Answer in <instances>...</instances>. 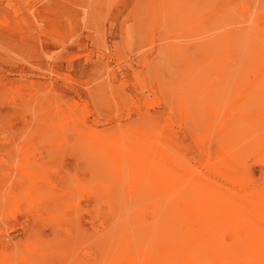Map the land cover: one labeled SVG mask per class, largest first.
Segmentation results:
<instances>
[{
    "label": "rangeland",
    "instance_id": "obj_1",
    "mask_svg": "<svg viewBox=\"0 0 264 264\" xmlns=\"http://www.w3.org/2000/svg\"><path fill=\"white\" fill-rule=\"evenodd\" d=\"M259 43L264 0H0V264H110L125 242L168 241L156 197L119 183L86 130L204 176L228 152L244 192L264 188Z\"/></svg>",
    "mask_w": 264,
    "mask_h": 264
},
{
    "label": "bare ground",
    "instance_id": "obj_2",
    "mask_svg": "<svg viewBox=\"0 0 264 264\" xmlns=\"http://www.w3.org/2000/svg\"><path fill=\"white\" fill-rule=\"evenodd\" d=\"M171 17L173 16L171 15ZM5 24L7 25V23ZM218 29H220V27ZM223 30L225 31V28ZM230 32L228 34H230ZM224 33L226 34V32ZM27 47L29 46L27 45ZM213 51L215 52V50ZM253 52H251L253 55L257 54V52L263 55L264 45L259 43V45H257V52L256 50ZM189 56L190 55H188V57ZM257 57H259V55ZM261 60H264V58ZM250 61L251 59L248 60V62ZM222 66L219 62L217 63L218 72L221 76H225L226 72L221 70ZM215 72L217 71L215 70ZM189 75L191 74L189 73ZM111 76H113V73ZM113 79L116 78L113 77ZM199 80H201V78ZM179 82H181V80H179ZM213 82L214 80L210 84ZM178 86H180V84ZM152 101H154V99ZM152 106L154 107V105ZM59 125L61 124L59 123ZM86 132H88L87 134L92 138L97 137L98 143H96V148L94 149L103 154L107 159L119 183H127L130 193L138 197L140 201H143L146 196L154 195L156 197L157 200L154 201L155 205H152V207L157 209H155L156 211L153 210V214H156L155 218H158V221L161 223L159 225L162 227L158 232L162 239L168 240L164 245L155 250L146 252L141 251L139 254H136V252L137 249L140 250L139 247L142 245L143 241L139 242V247L132 246V242H125L123 245L124 247H121L124 248L121 255H119L121 251L116 252V249L113 251L114 257H116L112 259L110 264H264V188L246 194L244 192L245 186L242 184L244 178L238 176V171L236 172L235 170L234 160L228 152L224 153L222 157L224 162L215 160L216 162L214 161L208 166L209 173L204 176L201 173H188L184 171L174 156H168L158 144H153L150 139H143L140 143L126 144L121 141V139L103 138L91 130H86ZM151 139L153 142H156L153 138ZM249 144L246 146H249ZM215 177H221L228 183V186H231V189L222 187V185L217 183ZM123 192H125V190H123ZM165 202H168L166 210ZM161 210H165V215L160 213ZM171 218H174L172 223L170 220ZM182 225L185 227L184 230L180 227ZM138 226L143 227V222H140ZM146 232L150 234L151 229L149 227H144L138 232L136 230V235L141 240H144ZM110 237L111 236H109V238ZM227 237H229L230 241L227 240Z\"/></svg>",
    "mask_w": 264,
    "mask_h": 264
}]
</instances>
